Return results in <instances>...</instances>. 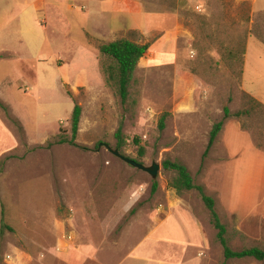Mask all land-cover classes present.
<instances>
[{
	"label": "rangeland",
	"instance_id": "1",
	"mask_svg": "<svg viewBox=\"0 0 264 264\" xmlns=\"http://www.w3.org/2000/svg\"><path fill=\"white\" fill-rule=\"evenodd\" d=\"M119 38L150 44L124 103L98 50ZM247 92L264 103V0H0V264H264L225 259L197 190L170 187L163 165L184 164L214 199L232 249H264V128L226 118L202 157ZM118 129L119 151L158 163L155 178L97 150ZM187 210L196 228L188 214L159 227ZM194 229L203 244L184 245Z\"/></svg>",
	"mask_w": 264,
	"mask_h": 264
},
{
	"label": "trees",
	"instance_id": "2",
	"mask_svg": "<svg viewBox=\"0 0 264 264\" xmlns=\"http://www.w3.org/2000/svg\"><path fill=\"white\" fill-rule=\"evenodd\" d=\"M149 43H138L136 41H132L126 38H119L113 41H109L106 43H101L98 45V50L102 55L110 58L114 64H108L104 67V74L106 81L108 83L113 84L119 97L124 103L128 96V86L132 79L133 73L138 65V62L141 58L145 56L149 49ZM243 49L241 48L240 54H242ZM229 57L231 60H235V53L232 50H228ZM244 54V53H243ZM243 64L241 66L240 74L242 73ZM244 107L235 112H231L227 106L223 107V117L220 121L214 123L209 131L207 145L202 154V157H206L209 150L211 149L221 127L223 125V120L229 117H234L239 120L240 128L245 131H251L253 125L257 124V127L261 130L264 128V104L259 101L257 98L245 93L244 94ZM0 107L7 114V107L0 102ZM81 115V106L77 103L74 104L72 114L70 117L71 122V139L70 142H73V139L76 137L79 120ZM11 119V118H10ZM242 119H248V122H244ZM12 120V119H11ZM163 126L162 118L160 121V127ZM115 137L117 138L116 148H120L123 144L121 138L120 129H118L115 133ZM67 141L66 138L60 137L57 140L58 143H62ZM53 142H47V146H51ZM257 147H261L258 143ZM140 149V153H143V149ZM10 156H5L0 160V173L3 170L4 164L9 159ZM164 167L172 170L175 173L173 179L169 182V186L174 188L176 191L182 190H197L201 200L204 203V206L207 208L209 213L210 222L216 230V238L223 249V256L225 259L231 258H247L251 257L255 260H263L264 259V249L252 246L243 249H232L228 245V241L226 239L225 233L226 228L225 225L221 222L219 215L215 209V201L214 199L208 195L204 187L202 185H198L194 183V180L187 169V167L179 162H164ZM157 188V182H152V192H154ZM7 227V229H11L7 226L3 221V211H2V228H0V234L3 233V228Z\"/></svg>",
	"mask_w": 264,
	"mask_h": 264
},
{
	"label": "crops",
	"instance_id": "3",
	"mask_svg": "<svg viewBox=\"0 0 264 264\" xmlns=\"http://www.w3.org/2000/svg\"><path fill=\"white\" fill-rule=\"evenodd\" d=\"M245 70H246V68H245V64L243 62V69H242V73H241V81H243V79H244ZM247 93L250 94L251 96L257 98L253 93H250V92H247ZM258 100L261 101L260 99H258ZM187 214H188V216H187ZM186 216L188 217L187 220H191L192 224L196 228L197 227L198 220H197V218L195 217V215L193 214L192 211H191V213H190V211H188L186 214H183L181 212H176L175 214L172 215V217H171V215H167V216L164 217V219L162 220V224H160L159 227L160 226H163L169 220H172V222H174L177 226H179V224H180L181 221H185ZM185 222H187V221H185ZM161 233H162V235H159L158 237L163 242H169V243L175 242V243H178L177 241H174V240L170 239L169 236L166 233H163V232H161ZM183 234H185V232H183ZM201 234H202V232L200 233V230L198 231V230L194 229L189 234L190 236L188 237V239H186V241H182V243H184V245H194V246L196 244H198V245L199 244H203V240H201V236H200ZM182 243H178V244H182Z\"/></svg>",
	"mask_w": 264,
	"mask_h": 264
},
{
	"label": "water",
	"instance_id": "4",
	"mask_svg": "<svg viewBox=\"0 0 264 264\" xmlns=\"http://www.w3.org/2000/svg\"><path fill=\"white\" fill-rule=\"evenodd\" d=\"M104 146L111 154H113L115 157L121 159L122 161H124L125 163L139 169L142 171L147 172L148 174L151 175L152 178H155L157 176V172L159 169V164L156 162H152L151 165L146 166L140 162L135 161L134 159H131L129 157L124 156L118 148H112L111 146L107 145V144H100L97 148V150H99L101 148V146Z\"/></svg>",
	"mask_w": 264,
	"mask_h": 264
}]
</instances>
